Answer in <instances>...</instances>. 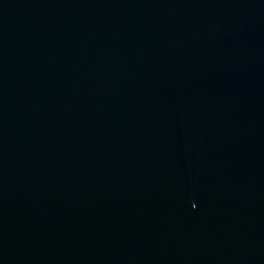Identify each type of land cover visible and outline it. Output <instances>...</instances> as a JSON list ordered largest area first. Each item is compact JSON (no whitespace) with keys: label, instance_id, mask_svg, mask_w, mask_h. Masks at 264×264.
<instances>
[{"label":"water","instance_id":"1","mask_svg":"<svg viewBox=\"0 0 264 264\" xmlns=\"http://www.w3.org/2000/svg\"><path fill=\"white\" fill-rule=\"evenodd\" d=\"M0 264H264V0H0Z\"/></svg>","mask_w":264,"mask_h":264}]
</instances>
